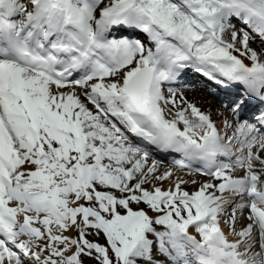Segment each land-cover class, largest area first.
<instances>
[{
	"label": "snow or ice",
	"instance_id": "obj_1",
	"mask_svg": "<svg viewBox=\"0 0 264 264\" xmlns=\"http://www.w3.org/2000/svg\"><path fill=\"white\" fill-rule=\"evenodd\" d=\"M0 264H264V0H0Z\"/></svg>",
	"mask_w": 264,
	"mask_h": 264
},
{
	"label": "bare ground",
	"instance_id": "obj_2",
	"mask_svg": "<svg viewBox=\"0 0 264 264\" xmlns=\"http://www.w3.org/2000/svg\"><path fill=\"white\" fill-rule=\"evenodd\" d=\"M176 87L180 88L182 91H184L186 93V95L190 98V99H196L197 101H208L210 102L211 106L212 107H217L216 105L213 104V101L211 97L205 95V94H202V92L200 91L199 88L197 89H189L187 87H182V86H179V85H176ZM203 95V96H202ZM205 106H208L207 104H205Z\"/></svg>",
	"mask_w": 264,
	"mask_h": 264
},
{
	"label": "rangeland",
	"instance_id": "obj_3",
	"mask_svg": "<svg viewBox=\"0 0 264 264\" xmlns=\"http://www.w3.org/2000/svg\"><path fill=\"white\" fill-rule=\"evenodd\" d=\"M188 88V87H187ZM190 89V88H189ZM194 90V89H193ZM203 96V95H202ZM212 101V100H211ZM214 104V103H213ZM215 105V104H214Z\"/></svg>",
	"mask_w": 264,
	"mask_h": 264
}]
</instances>
